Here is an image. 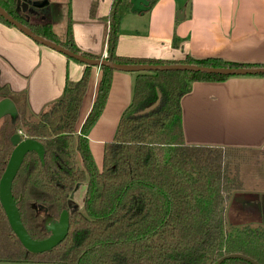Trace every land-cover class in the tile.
Instances as JSON below:
<instances>
[{
    "label": "trees",
    "instance_id": "trees-1",
    "mask_svg": "<svg viewBox=\"0 0 264 264\" xmlns=\"http://www.w3.org/2000/svg\"><path fill=\"white\" fill-rule=\"evenodd\" d=\"M122 1L114 0L116 10ZM14 5L15 0H0V6L16 19ZM0 22L11 27L2 18ZM35 29L36 34L80 53L70 29L64 43L57 41L50 25ZM112 41L110 33L108 49L117 64L257 67L189 56L174 62L121 58L114 55ZM91 68L85 66L76 82L66 77L62 95L32 121L24 116L22 106L24 134L43 146L44 159L42 164L35 152H28L11 184L20 220L34 240L46 234L40 230L33 204L58 218L63 210H69L75 186L85 183L82 209L69 213L68 232L60 244L33 254L13 234L0 206V263L213 264L224 255L239 253L264 264V231L245 229L235 237L223 236L222 206L229 179L222 162L228 156L217 149L187 145L182 134L180 101L192 83L222 82L229 77L187 71L136 73L131 103L121 115L113 139L104 145L98 168L87 134L103 111L114 71L99 67L95 100L77 131ZM157 91L159 105L137 116L158 100ZM0 148L1 178L12 151L7 137H0ZM222 264L250 263L228 259Z\"/></svg>",
    "mask_w": 264,
    "mask_h": 264
},
{
    "label": "crops",
    "instance_id": "crops-1",
    "mask_svg": "<svg viewBox=\"0 0 264 264\" xmlns=\"http://www.w3.org/2000/svg\"><path fill=\"white\" fill-rule=\"evenodd\" d=\"M47 2L55 10L58 39L64 40L63 27L69 22L80 53L104 59L114 30V55L121 58L174 62L189 56L264 65V0H123L117 10L115 6L116 19L114 0ZM58 7L62 22L56 20ZM84 71V65L0 22V91H8V98L18 109L23 106L27 115L38 117L62 95L66 77L76 82ZM136 76L113 72L103 111L87 134L98 168L104 145L113 139L131 103ZM100 78V68L92 67L80 126L91 110ZM180 105L185 144L251 149L264 155V77L194 82Z\"/></svg>",
    "mask_w": 264,
    "mask_h": 264
},
{
    "label": "water",
    "instance_id": "water-1",
    "mask_svg": "<svg viewBox=\"0 0 264 264\" xmlns=\"http://www.w3.org/2000/svg\"><path fill=\"white\" fill-rule=\"evenodd\" d=\"M20 1H18L17 10L22 9L23 11H28L31 14H34L37 9H41L48 4L47 0H44V4L41 2L43 0H20ZM115 6L112 11L113 15L115 13ZM0 16L10 25L14 26L18 31L22 32L25 36L33 40L35 43L48 47L54 50L55 52L62 54L66 58L75 60L85 66L106 67L112 69L113 71L127 72V73L157 72V71H187V72H195V73H204L209 75H221L226 77H245V76H259V75L264 76V67H260V66L214 68V67H202L194 64L191 65L189 64H174V65L117 64L112 61L111 50L110 53L104 59L86 58L80 53H73L70 50L61 46L60 44H57L53 41H50L46 38H43L35 34L28 27L16 21L1 7H0ZM113 35H112V40L114 39ZM157 94H158V100L149 108L139 111L136 114L137 116L145 115L159 105L161 95L159 91H157ZM14 107H15L14 102L11 99L5 97L2 98L0 100V117L5 113H7L8 109L14 112ZM11 141L13 144V150L11 151L5 170L0 178V206L6 215L11 230L13 231L14 235L18 238V240L20 241V243L27 252L38 254V253L50 251L58 244H60L66 237L69 228V221H68L69 213L76 211L77 209L71 210L69 209L68 206L69 210H63L62 213L60 214L59 220H56L53 217L48 216L51 226L47 230L49 233V236L47 238L42 240H34L28 235L27 231L25 230L20 220V215L17 207L18 202H16L12 197L11 184L17 174L19 167L21 166V163L23 162L25 155L28 152H35L38 155L41 163L43 164L44 149L39 142L28 138L21 139L17 134L13 136V139ZM79 186L80 184L75 186L70 196L71 199L73 198V194L80 188ZM83 201H84V195H83ZM31 208L35 211V214H37L39 210H41V212H47L42 206L37 204H33ZM228 259H241L243 261L249 262L250 264H258L255 260L239 253H233L222 256L221 258L217 259L213 264H222L225 260ZM0 264H9V263H0Z\"/></svg>",
    "mask_w": 264,
    "mask_h": 264
},
{
    "label": "flooded vegetation",
    "instance_id": "flooded-vegetation-1",
    "mask_svg": "<svg viewBox=\"0 0 264 264\" xmlns=\"http://www.w3.org/2000/svg\"><path fill=\"white\" fill-rule=\"evenodd\" d=\"M18 1H20V0H15V5H14L15 6L14 10L17 13V18L15 19L16 21H18L19 23L28 27L32 32H34V30H37V29H35V27L42 28L43 26L46 27V25H50L51 31L54 34V37L57 39V41L60 43L65 42V33L67 31H69V29L71 30V25L68 26V22L65 24V26L63 27L64 28L63 29L64 40L58 39L57 33L54 31L55 27L53 25L54 19L52 18V15L55 12V10L51 8L52 5L51 6L45 5L43 8L37 9L34 14H31L28 11H23L22 9L17 10ZM41 2L43 3L44 0ZM114 15H115V13H114ZM0 18H2V17L0 16ZM6 23H8V22H6ZM11 28L16 29L12 25H11ZM113 31L111 33H113ZM69 60H71V59H69ZM81 65H83V64H81ZM8 96H9L8 91H4V90L0 91V100L4 97L8 98ZM22 108L18 109V107L15 105L14 112H12L10 109H8L7 113H5L4 115H2L0 117V137L5 136L8 138V140L12 146V150H13V144H12L11 140L13 139V136L15 134L19 135V137L21 139H24V138L27 139V137L24 134V129H23L22 124H21L22 123L21 122V118H22L21 110H22ZM24 116L26 118H30L29 120H31V121H32V119L37 118V117H32L29 114L27 115V113H25V111H24ZM204 147L208 148V149L209 148L210 149H217L219 152H222V154H225L228 156L227 160L225 162H222V166L225 167L227 177H228L229 181H231V182L229 183V181H228V183H227L229 190L227 191V193H225L226 201L224 202L222 208L225 210L226 203L228 201L231 202V205L233 207V209H232L233 214L230 212L228 214V217H231L232 215H233V217H231V222H229L230 225L229 224L228 225L230 227L229 229L235 233L232 236L225 233L226 222H225V217H224V212H223V220L224 221H223V226H222V233H223L224 238L235 237L237 233H239L245 229L264 231V192L257 190L256 187L253 186L254 185L253 183L255 182V177L250 179V178H248V175H250V174H248L247 176L246 175L244 176V172H243V170L248 171L249 168L257 169V166L259 168L261 162H260L258 157H262L264 155H260V156L256 155V154L251 152V149H242V148L236 149V148H227V147H208V146H204ZM0 149L2 150L3 148H0ZM232 151H234L237 154L236 155L234 154L233 157H229V155H231ZM238 154H240V155H238ZM246 154H248L249 157L247 159L242 160V157H244ZM237 155L239 157H237ZM252 157H254L253 162H250L248 165H246V163H247L246 161ZM263 162H264V159H263ZM262 169H264V165H263ZM259 175L262 177V180H264V171L259 173L256 176L259 177ZM245 179L247 181V184L250 185L254 189V191L237 192V193L233 194V196H231V194L233 192L232 191L233 188L238 189V190L246 188ZM80 185H82V184H80ZM36 216L40 219L39 220L40 230L46 234L45 238H47L49 236V233L47 230L51 226V223L49 222L50 220H49L48 216H51V217H53V216L47 212H41V210H39L37 212ZM59 218H60V215L58 218H54V219L59 220ZM45 238H43V239H45ZM231 254H233V253H231ZM9 264H14V263H9Z\"/></svg>",
    "mask_w": 264,
    "mask_h": 264
},
{
    "label": "rangeland",
    "instance_id": "rangeland-1",
    "mask_svg": "<svg viewBox=\"0 0 264 264\" xmlns=\"http://www.w3.org/2000/svg\"><path fill=\"white\" fill-rule=\"evenodd\" d=\"M56 12L58 13L56 20L58 22H62V11H61V9L58 7V9L56 10ZM79 127H80V124L78 122L77 123V127H76V130L77 131L80 129ZM234 154L236 155L237 153H235L234 151H232L231 152V155H229V157H233ZM238 155H240V154H238ZM238 155H237V157H239ZM256 155H259L260 156V154H256ZM248 157H249L248 154H246L244 157H242V160L243 159H247ZM258 158H259V160L261 162L259 168H258V166H257V169H255V168H249L248 171L243 170V172H244V176L245 175L247 176L248 174H250V175H248V178H250V179H252L253 177H255V182L253 183L254 184L253 186L256 187L257 190L264 192V182H263L264 180H262V177L260 175H259V177L256 176L259 173H261V172L264 171V169H262V167L264 165V162H263L264 156L258 157ZM253 160H254V157L249 158L246 161L247 162L246 165H248L250 162H253ZM84 184H82V185L79 186L80 188L73 194V198L72 199L69 198V202H68L69 209H71V210H76V209L78 210L79 208H80V210L82 209L83 195H84L85 187H86ZM245 185H246V188L245 189L243 188V189L238 190V189L233 188L232 189L233 192H232L231 196H233V194H235L237 192H242V191H246V192L250 191L251 192V191H254V189L250 185L247 184L246 179H245ZM225 206H226V208L224 210V217H225V222H226L225 233L232 236L235 232H232V230L229 229L230 228L229 227V225H230L229 222H231V217H233V215L231 217H228V214L230 212L231 213L233 212L232 211L233 207L231 205V202H229V201L226 203Z\"/></svg>",
    "mask_w": 264,
    "mask_h": 264
}]
</instances>
